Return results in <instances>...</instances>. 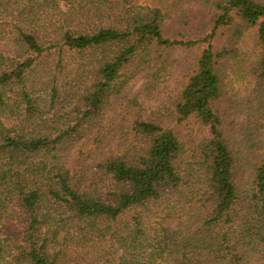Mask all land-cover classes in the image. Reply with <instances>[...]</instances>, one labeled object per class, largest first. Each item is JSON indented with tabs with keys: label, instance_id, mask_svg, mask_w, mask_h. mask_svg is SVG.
<instances>
[{
	"label": "trees",
	"instance_id": "obj_1",
	"mask_svg": "<svg viewBox=\"0 0 264 264\" xmlns=\"http://www.w3.org/2000/svg\"><path fill=\"white\" fill-rule=\"evenodd\" d=\"M0 264H264V0H0Z\"/></svg>",
	"mask_w": 264,
	"mask_h": 264
}]
</instances>
